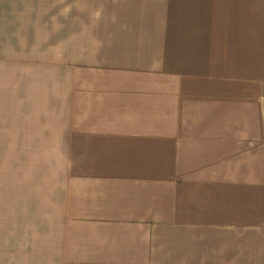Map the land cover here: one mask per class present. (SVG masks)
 <instances>
[{
	"label": "crops",
	"instance_id": "obj_1",
	"mask_svg": "<svg viewBox=\"0 0 264 264\" xmlns=\"http://www.w3.org/2000/svg\"><path fill=\"white\" fill-rule=\"evenodd\" d=\"M0 264H264V0H0Z\"/></svg>",
	"mask_w": 264,
	"mask_h": 264
}]
</instances>
